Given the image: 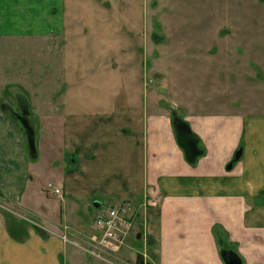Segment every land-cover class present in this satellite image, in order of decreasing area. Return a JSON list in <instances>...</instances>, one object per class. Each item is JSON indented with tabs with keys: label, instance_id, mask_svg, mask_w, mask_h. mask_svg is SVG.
I'll return each mask as SVG.
<instances>
[{
	"label": "crops",
	"instance_id": "obj_1",
	"mask_svg": "<svg viewBox=\"0 0 264 264\" xmlns=\"http://www.w3.org/2000/svg\"><path fill=\"white\" fill-rule=\"evenodd\" d=\"M153 10V0H0V38L35 42L51 72L59 70L48 77L62 87L60 101L46 89L37 104L60 105L49 143L66 158L62 170L31 161L21 122L0 111V200L32 209L48 233L24 222L14 231L0 207V264H66L56 203L58 211L66 206L68 222L80 204L90 213V204L123 201L144 214L136 238L146 234V263L225 264V248L243 264H264V105L219 103L180 84L179 101L162 105L145 66ZM222 87L234 93L233 83ZM174 116L199 137L193 161L178 143ZM42 176L60 194L42 191Z\"/></svg>",
	"mask_w": 264,
	"mask_h": 264
},
{
	"label": "rangeland",
	"instance_id": "obj_2",
	"mask_svg": "<svg viewBox=\"0 0 264 264\" xmlns=\"http://www.w3.org/2000/svg\"><path fill=\"white\" fill-rule=\"evenodd\" d=\"M153 6V53L145 66L149 68L150 78L155 79L154 88L161 94L162 98L158 101L162 105H173L179 101V84L197 87L206 98L219 103L239 98L244 105L253 108L264 105V0H153ZM148 15H151L150 11ZM34 43L27 39L0 38V111L11 113L18 119L26 114L36 132L37 155L35 158L30 156L31 161L44 164L46 170L56 166L62 170L66 167V158L49 143L54 134L52 122H56L50 117L55 115L60 105L37 104V100L45 96L42 93L46 89L53 90L54 101H60L62 87L53 85L48 77L55 80L59 70L52 73L56 67L50 66L53 62H46L42 56L43 47ZM60 46L61 43L56 45L58 49ZM156 74H161V77L156 78ZM162 76L166 81L156 82ZM28 79L30 83L25 82ZM216 79L218 82L215 84ZM22 83H26L23 85L30 91L23 114L22 105L15 103L18 95H24ZM232 83L234 93L224 91L222 86L228 88ZM159 97L158 94L157 99ZM23 129L26 133L24 126ZM27 151L30 155L28 138ZM39 180L43 185H40L42 191L60 194L54 181H47L45 176ZM90 205V213L83 204L75 207L73 217L77 216V220L68 222L63 220L68 211L66 206L62 205L58 211V203L55 205V224L58 228L55 232L69 239L66 264H139L141 256L145 260L150 258L146 234L142 240L136 238L140 229L144 234L146 220L135 203L104 202L98 210ZM112 206L125 207L132 223L122 247L114 254L105 253V259H100L88 251L95 234L92 220L101 209ZM0 207L14 231L21 230L24 222L47 233L36 223L39 220L32 209L7 204L2 199ZM41 209L46 210L44 206ZM65 226L77 232H66Z\"/></svg>",
	"mask_w": 264,
	"mask_h": 264
},
{
	"label": "built area",
	"instance_id": "obj_3",
	"mask_svg": "<svg viewBox=\"0 0 264 264\" xmlns=\"http://www.w3.org/2000/svg\"><path fill=\"white\" fill-rule=\"evenodd\" d=\"M57 192H60L59 189ZM131 223L128 211L123 206L101 209L93 219L95 234L90 241L89 253L100 259L104 258L105 253L114 254L124 244ZM61 238L65 243L69 241L64 235Z\"/></svg>",
	"mask_w": 264,
	"mask_h": 264
},
{
	"label": "water",
	"instance_id": "obj_4",
	"mask_svg": "<svg viewBox=\"0 0 264 264\" xmlns=\"http://www.w3.org/2000/svg\"><path fill=\"white\" fill-rule=\"evenodd\" d=\"M155 77H161V74H156ZM26 105H28L27 102ZM25 115L26 114L19 117V120L26 129L30 156L35 158V156L37 155L36 132L27 119L28 117H25ZM173 125L175 127L178 143L184 149L187 160L193 161L201 153L198 146L199 137L192 132L189 124L178 116H174ZM241 154L242 150H239L235 156V159L238 160ZM232 165L233 163H231L228 168H231ZM221 255L225 264H243L241 257L233 249L223 248L221 251ZM140 264H144L143 261Z\"/></svg>",
	"mask_w": 264,
	"mask_h": 264
},
{
	"label": "flooded vegetation",
	"instance_id": "obj_5",
	"mask_svg": "<svg viewBox=\"0 0 264 264\" xmlns=\"http://www.w3.org/2000/svg\"><path fill=\"white\" fill-rule=\"evenodd\" d=\"M15 103H17V105H22V106H21V110H22V114H23V109H25L24 106L26 105V101H25V99H24L23 97H21V96H18V97H17V101H16ZM11 110H12V109H11ZM22 116H23V115H22ZM25 117H27V116L25 115Z\"/></svg>",
	"mask_w": 264,
	"mask_h": 264
},
{
	"label": "trees",
	"instance_id": "obj_6",
	"mask_svg": "<svg viewBox=\"0 0 264 264\" xmlns=\"http://www.w3.org/2000/svg\"><path fill=\"white\" fill-rule=\"evenodd\" d=\"M240 149H241V148H240ZM240 149H239V150H240ZM239 150H238V151H239ZM238 151H237V152H238ZM232 162H236V159L233 158ZM37 231L40 232V233H42L41 231H39V229H38ZM43 233H44V232H43ZM150 264H152V263L150 262Z\"/></svg>",
	"mask_w": 264,
	"mask_h": 264
}]
</instances>
